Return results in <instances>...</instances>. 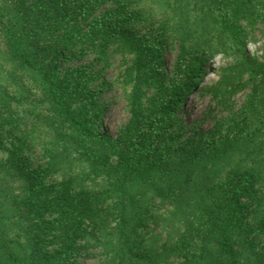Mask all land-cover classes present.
<instances>
[{
	"label": "trees",
	"instance_id": "16d2710c",
	"mask_svg": "<svg viewBox=\"0 0 264 264\" xmlns=\"http://www.w3.org/2000/svg\"><path fill=\"white\" fill-rule=\"evenodd\" d=\"M112 49L131 56L116 136ZM195 90L218 108L207 129L181 122ZM0 148V264H264V0H0Z\"/></svg>",
	"mask_w": 264,
	"mask_h": 264
},
{
	"label": "rangeland",
	"instance_id": "374dc122",
	"mask_svg": "<svg viewBox=\"0 0 264 264\" xmlns=\"http://www.w3.org/2000/svg\"><path fill=\"white\" fill-rule=\"evenodd\" d=\"M156 7V6H155ZM103 11V8L100 9V12ZM134 35L133 40L142 39L147 42L152 41L153 37L152 27L150 24H136L130 26L129 28ZM260 42L249 43L250 49L252 50L254 47H258ZM112 53V56L109 58L110 64L106 66L104 69L100 71V77L98 83H102V86L105 87L104 90L100 92V101L106 105V108L103 113V126L104 129L111 135L116 136L118 134V130L122 125H124L129 118V110L127 106V101L125 97V93L127 90H130V85L127 84L124 86L122 83L121 73L124 70L125 66L129 64L131 56H127V61L121 58L120 53L116 49ZM116 50V51H115ZM178 47L175 39H169L168 45L164 51V62L165 68L168 75L174 74V63L177 57ZM221 58L215 57L211 66L217 64L221 60ZM88 61H92V59H87ZM95 69L101 67V64H95ZM216 75L213 70H210L204 74L199 76L196 81L197 87H201L204 84H207L209 80L215 79ZM150 89L146 90V93ZM200 92L198 90L193 91L185 101L183 107L180 109V118L181 122L187 128L188 125L193 124L194 122H198L200 127L203 129H207L214 122L213 114L218 110L215 108L214 111L211 108V99L209 96H203L201 99L197 100V95ZM244 97V93L236 94L234 96V100L236 102V106H238ZM226 112L219 113L220 117L224 116ZM206 115H208L206 117ZM204 117V118H203ZM203 118V119H202ZM9 139L5 138V145L8 144ZM24 154L26 156L27 164L29 166L42 165L46 161V157L43 154V151L40 147L35 145H30L27 149L24 150ZM6 152L2 148H0V158L5 159ZM53 178L56 180L61 179L60 174H54ZM157 229V228H155ZM97 249H93L95 253L93 256H87L83 258H79L82 264H95L99 263L102 260V256L98 254ZM97 253V254H96ZM173 263H177V259L172 258Z\"/></svg>",
	"mask_w": 264,
	"mask_h": 264
}]
</instances>
